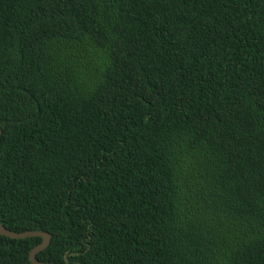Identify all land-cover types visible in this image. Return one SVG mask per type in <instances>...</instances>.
Here are the masks:
<instances>
[{"label": "trees", "instance_id": "obj_1", "mask_svg": "<svg viewBox=\"0 0 264 264\" xmlns=\"http://www.w3.org/2000/svg\"><path fill=\"white\" fill-rule=\"evenodd\" d=\"M0 129L39 262L264 264V0H0Z\"/></svg>", "mask_w": 264, "mask_h": 264}, {"label": "water", "instance_id": "obj_2", "mask_svg": "<svg viewBox=\"0 0 264 264\" xmlns=\"http://www.w3.org/2000/svg\"><path fill=\"white\" fill-rule=\"evenodd\" d=\"M0 138H1V129H0ZM0 236L9 238V239H27V238H41V243L34 247L29 254V261L31 264H46L39 262L36 259V255L41 251L45 250L50 244V235L42 231H27L23 233H16L8 230L3 225L0 224Z\"/></svg>", "mask_w": 264, "mask_h": 264}]
</instances>
